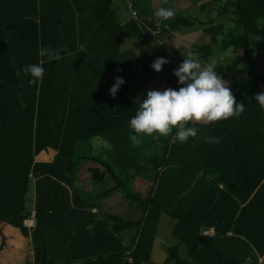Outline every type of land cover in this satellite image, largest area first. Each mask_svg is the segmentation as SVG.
<instances>
[{
  "label": "trees",
  "instance_id": "16d2710c",
  "mask_svg": "<svg viewBox=\"0 0 264 264\" xmlns=\"http://www.w3.org/2000/svg\"><path fill=\"white\" fill-rule=\"evenodd\" d=\"M222 1L221 12L232 15L231 28L224 30L222 24L209 20L202 30L208 42L193 44L190 51L205 61L215 45L221 51H241V80L216 72L237 102L245 104V111L239 118L190 122L188 126L199 132L186 143L172 144L171 135L153 133L140 134L142 142L134 146L129 121L147 92L130 89V67L138 62L140 75L147 80L155 71L151 67L155 59L164 57L151 52L138 60L129 50L120 51L123 39H140L138 25L133 20L120 24L111 0H0V250L18 243L3 235L2 227L7 226L30 239L32 264H38L41 254L40 264H71L72 260L77 264H142L148 259L157 218L164 213L173 220L171 232L177 241L167 248L165 263L246 264L250 257L251 264H256L264 253V109L255 95L262 92L264 70L258 68L251 39L260 42L264 57V0ZM82 13L89 16L84 33L77 20ZM167 24L161 29L156 23L154 30L177 32L192 26L193 19L175 15ZM41 47L62 49V58L40 57ZM34 63H42V80L30 85V76L21 73L17 78L18 70ZM163 67L164 83L173 89L181 87L173 71L178 66ZM116 77L125 83L113 97L110 88ZM208 136L220 142L206 143ZM96 137L111 146L112 157L118 161L116 172L103 165L112 189H120L128 201L142 208L138 221L109 215L102 223L110 226L108 234L114 242L113 233L133 228V244L128 249L117 245L116 250L104 253L91 251L96 231L93 227L84 230V226L77 234L84 236V245H69L63 260H50L51 254L62 252L57 215L67 203L61 193L68 180L65 174L75 164L74 149ZM155 143L158 154H144L143 148ZM48 150L54 153L50 162L34 161ZM76 159L96 158L89 154ZM142 160L144 165L137 163ZM89 171L92 180H102L103 173L95 168ZM140 176L149 181L142 197L128 187ZM31 178L34 226L28 229L23 225L28 212L24 197ZM201 228H211L213 234L204 236ZM228 231L230 236L225 237ZM180 245L188 259L178 257ZM238 245L241 248H235ZM15 249L21 255L24 245L20 242ZM125 250L129 262L123 256Z\"/></svg>",
  "mask_w": 264,
  "mask_h": 264
},
{
  "label": "crops",
  "instance_id": "0c3cea01",
  "mask_svg": "<svg viewBox=\"0 0 264 264\" xmlns=\"http://www.w3.org/2000/svg\"><path fill=\"white\" fill-rule=\"evenodd\" d=\"M126 2V7L129 10V16L124 17V15H117L115 9V17L117 21L120 24H124L130 20H133L138 27L141 26L140 17L137 15V12L135 15H131L130 7H137V6H144L145 2H148L150 5L151 3H154L155 5L158 4L159 7L167 6V7H173L176 1L178 0H170L172 3L164 4L165 0H123ZM169 1V0H166ZM193 2L198 0H192ZM209 2L211 0H208ZM207 1V3H208ZM190 2V1H189ZM112 3V2H111ZM157 6V5H156ZM113 7V5H112ZM202 6H199V8ZM135 10V9H134ZM178 13V14H177ZM175 12L179 16V12ZM78 28L81 31V33H84L85 29L87 28L89 23V18L85 13H82L78 15ZM208 21L205 22H199L197 19H193V25L189 28H180L177 32L169 31L166 32H158L154 29H148L146 32H148L146 35L149 39H152L156 42V45L153 46L154 48H149V43H147L144 39V34L141 35L140 39H133V37H128L123 40H128L127 46L119 47L120 51H131L138 60L144 59L146 56H148L151 52H161L163 53L164 57L169 61L167 64H172L174 66H179V64L182 62V59L180 55L177 54V51L179 48H169L170 46V40L177 41L179 37L182 36H191V35H203L207 38L208 42V35L205 34L202 30L204 27L208 25ZM213 22V21H212ZM214 23V22H213ZM215 24H222V23H215ZM223 26V24H222ZM161 29H165V26L159 25ZM223 29L226 30L223 26ZM141 31V30H140ZM151 31H155L157 33V37H153L151 35ZM142 33V32H141ZM168 34L166 40L162 38L163 35ZM221 38V36H218V39ZM122 40V41H123ZM121 41V42H122ZM161 41V44L160 42ZM167 41V42H166ZM207 42H201L202 44ZM167 45V46H165ZM193 44L190 45V47ZM187 49V47L181 48L182 51L188 52L190 51ZM185 48V49H184ZM141 53V57L137 55V53ZM213 52V51H212ZM138 66V67H137ZM137 67V68H136ZM134 69V74L136 76L135 83L130 84V89L139 88L144 92H147L151 89H157L162 90L165 88H170L168 85H166L163 81V77L165 74V68L163 67V70L160 72H157L156 70L153 72L151 77L147 80H144L140 73H139V65L138 62L132 63L130 70ZM217 71V70H216ZM221 74V73H220ZM224 74V73H222ZM142 78V79H141ZM133 79V78H132ZM132 81V80H131ZM98 138V137H96ZM100 138V137H99ZM155 136L153 137V139ZM105 144H92L93 146H90L89 151L95 153V160L90 159H81L78 161H75L74 167L71 169L70 173L65 176L68 178L67 181L63 183V186L65 188V192L61 193L62 199L66 200L61 208V211L58 213V224L61 226L62 230V255L63 259L66 257V250L69 245H75L76 247L84 245L82 235L81 237L77 234H80L82 232V227L85 226L84 230H88L90 228H95L96 231V239L92 243V250H94L97 253H104L107 250H116L117 245H120L123 248L128 249L133 244V238L135 236V230L133 228L124 229L122 231L113 233L112 236L114 239L117 240V242H114L112 240V237L108 234L110 229V226L108 223H102V221L106 220L107 216H118L114 213L115 205L116 207L119 205L125 207L124 210H122V214H135L136 219L134 220H127V221H138L142 216V208L138 203L130 202L128 201L124 193L120 189H112L113 183L108 174H106L103 165L110 166L113 168L114 172H116V167L118 165V161L115 160L111 154V146L103 139ZM91 141V140H90ZM150 141V140H149ZM152 148L154 149V146H145L143 148L144 154L148 155L152 153ZM151 149V151H150ZM98 152V153H97ZM53 152L50 150L46 151L44 154H39L38 156L34 157V161L36 162H50L53 156ZM103 155V158H102ZM100 156L101 158H99ZM138 164L144 165L145 161H137ZM95 168L98 170L99 173H103V178L100 182H95L90 178V169ZM139 180H142L143 184L145 185V182L149 183L144 177H139ZM33 183V196L31 200V206L28 208L27 215L25 219L23 220V225L28 228L32 229L34 226V178H31ZM138 180V181H139ZM131 184H135L137 181L131 180ZM221 186L218 185V188ZM136 191V190H135ZM131 192L133 194H136L137 196H144L145 191L141 190V192ZM33 212V216L30 215V212ZM120 217V216H118ZM164 217H167L169 220H166V226L168 227V231L170 234H172V224L173 220L170 219L166 214L160 213L155 230L153 233V238L150 244L149 249V255L147 261L143 262L142 264H170L165 263V258L167 255V248L168 243L162 241L157 242V235L161 234V232L158 230V225L163 222ZM121 218V217H120ZM123 219V218H122ZM99 223L97 226L93 222ZM107 221V220H106ZM7 229L9 230V234L7 233ZM77 230V231H76ZM77 232V233H76ZM2 233L6 237V239H12L14 241H17L15 246H11L7 244L0 250V264H23L26 262L27 264H32V249L30 245V239L29 238H22L19 235V232L17 229L13 228H7V226L2 227ZM74 234L77 235V237L74 236ZM201 234L204 236H211L213 234V231L211 228H201ZM225 237L230 236V232H226ZM20 242L24 245V252L19 255L17 253V250L15 249ZM118 243V244H117ZM182 246V245H181ZM235 248H241V246H235ZM5 253L6 251H9ZM184 250V249H183ZM15 253L14 257H11V254ZM185 253V252H184ZM128 254V251L125 250L123 256L126 257ZM7 255V256H6ZM79 255V252L75 253L74 256L77 257ZM6 256V258H5ZM179 257V256H178ZM186 257V255H185ZM180 258V257H179ZM187 258V257H186ZM188 259V258H187ZM126 260L129 262L130 259L126 257ZM78 261H71V264H77ZM190 264H201L197 261L189 260ZM256 264H264V253L257 257Z\"/></svg>",
  "mask_w": 264,
  "mask_h": 264
},
{
  "label": "clouds",
  "instance_id": "9594fccd",
  "mask_svg": "<svg viewBox=\"0 0 264 264\" xmlns=\"http://www.w3.org/2000/svg\"><path fill=\"white\" fill-rule=\"evenodd\" d=\"M152 18L157 24H161L174 19L175 10L171 7H159L154 11ZM61 51L62 49L41 47L38 49V55L46 57L49 61L60 60ZM181 54L184 59L173 70L181 87L147 91L146 98L139 104L136 114L129 121V139L132 145L141 144L140 134L153 133L165 138L171 135L172 144L186 143L199 132L197 127L188 126L190 122L214 123L232 117L239 118L245 111V104L237 102L226 81L216 72V65L202 64L191 51ZM167 63L169 61L166 58L158 57L151 67L160 72ZM44 71L42 63L28 64L18 70L16 76L21 78V73L30 76L28 83L31 85L43 79ZM124 83L122 77H116L110 88V95L114 97ZM255 100L261 109H264V92L257 93ZM205 142L220 141L217 137L208 136L205 137ZM246 264H251L250 257L246 258Z\"/></svg>",
  "mask_w": 264,
  "mask_h": 264
},
{
  "label": "rangeland",
  "instance_id": "374dc122",
  "mask_svg": "<svg viewBox=\"0 0 264 264\" xmlns=\"http://www.w3.org/2000/svg\"><path fill=\"white\" fill-rule=\"evenodd\" d=\"M190 1V2H189ZM208 0H198L193 2L192 0H178L176 1V3L174 4V6L172 7L175 12H179V16H182L184 18H188V19H197L199 22H205L206 20H212L214 23H222L223 26L225 28H231V18L232 15L227 11V12H221L222 9V4L223 1L222 0H217V1H208ZM43 2V1H40ZM113 8L115 9L116 13H118L117 15H124V17H128L129 16V10L126 7V2L123 0H111ZM167 3H172L170 0L169 1H164V4ZM157 5V6H156ZM154 4L151 3L150 5L148 4V2H145L144 6H137L135 8L130 7L129 9L131 10V12H134L140 17V22H141V26H139V29L141 30L142 34H144V39L147 43H149V48H154L153 46L156 45V42L153 41L152 39H149L147 37V33L149 32L148 29H154V24H156V21L152 18L154 11L159 8L158 4ZM199 6H202L199 8ZM163 7H167V6H163ZM135 9V10H134ZM228 10V9H227ZM130 12V14H131ZM86 14V13H85ZM178 14V13H177ZM175 14V15H177ZM87 15V14H86ZM88 16V15H87ZM89 18V16H88ZM161 26H165L168 25L167 21L162 22L161 24H159ZM148 30V32H146ZM166 33H168L167 31H165ZM151 35L153 37H157V33L155 31H151ZM169 35H163L162 38H164V40L167 39ZM219 41V39H218ZM161 44V41H159ZM167 42V41H166ZM170 47H173L174 49L179 48L177 51V54L180 55L182 61L184 59L183 55L181 53H186L185 51H182L181 48H183L184 46L187 47V49L189 50V47L191 44H196V45H200L202 44L201 42H207V38L203 35H191V36H182L179 37V39H177V41L174 40H170ZM252 42V48L254 49V57L255 60L258 64V68L260 71L264 70V57L262 56L263 52H262V46L260 44V42L256 39H251ZM128 44V40H123L120 44L121 47L123 46H127ZM157 46V45H156ZM167 46V45H165ZM213 48V53L211 56H209L206 61L202 60L199 55L194 54V56L202 63V64H208L211 63L213 65H216L215 70H217L219 73H224V75L226 76H232L235 80H241L244 75L243 73H240L239 69H240V63L238 61L239 56L241 55V51L240 50H236V51H231L230 49H227L225 51H221L220 49H218V45H215L212 47ZM185 49V48H184ZM134 51L137 53V55L139 57H141V53H138L136 51V49H134ZM138 67V66H137ZM136 67V68H137ZM131 73V82L132 84L135 83L136 80V76L134 74V69L130 70ZM139 73H140V67H139ZM142 77V76H141ZM133 78V79H132ZM142 79V78H141ZM261 90L262 92H264V82L261 84ZM92 144H105V142L100 139V138H93L91 139L90 143L86 142L80 145H77L74 149L75 151V155L74 157V161H78L77 159L75 160V157H80L81 155H92L94 156L95 153L94 152H90L89 151V147L93 146ZM153 147V146H152ZM151 151V149H150ZM98 153V152H97ZM152 154H158V144L155 143L154 144V149L152 148ZM99 158H101L100 156H98ZM103 158V155H102ZM135 181H137L134 185L128 184V187L130 190L135 191V192H141V190H144V188L146 187V185L143 184L142 180L139 179H134ZM139 180V181H138ZM145 191V190H144ZM32 196H33V183L32 180L29 181L28 183V189L26 191L25 197H24V206L26 208V210H28V208L31 206V200H32ZM125 207L120 206L119 207L115 205L114 208V213L118 216H120L121 218H123L124 220H134L136 219V216L134 214L130 215V214H122V210H124ZM165 219H163V222L161 221V223H159L160 225H158V230L161 232V234L157 235V242H162L164 241L165 243H168V246H174L177 241L176 239L172 236V234L169 233V231L167 230L168 227L166 226V220H169L167 217H164ZM10 252L6 251L5 253ZM7 256V255H6ZM5 256V258H6ZM178 256L181 259H187L185 257V253L183 250V247L180 245L179 246V250H178ZM50 260L56 261V260H63V255L62 252H58L57 254H51L49 256ZM23 264H27L26 262H24Z\"/></svg>",
  "mask_w": 264,
  "mask_h": 264
},
{
  "label": "water",
  "instance_id": "95a60500",
  "mask_svg": "<svg viewBox=\"0 0 264 264\" xmlns=\"http://www.w3.org/2000/svg\"><path fill=\"white\" fill-rule=\"evenodd\" d=\"M41 260H42V254L40 255L39 259H38V264L41 263Z\"/></svg>",
  "mask_w": 264,
  "mask_h": 264
},
{
  "label": "built area",
  "instance_id": "2783aa9c",
  "mask_svg": "<svg viewBox=\"0 0 264 264\" xmlns=\"http://www.w3.org/2000/svg\"><path fill=\"white\" fill-rule=\"evenodd\" d=\"M131 15H135V13L131 12ZM30 215L33 216V212L32 211L30 212Z\"/></svg>",
  "mask_w": 264,
  "mask_h": 264
}]
</instances>
